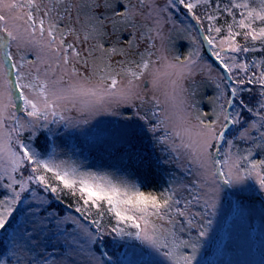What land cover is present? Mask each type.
I'll list each match as a JSON object with an SVG mask.
<instances>
[{
  "label": "snow or ice",
  "instance_id": "snow-or-ice-1",
  "mask_svg": "<svg viewBox=\"0 0 264 264\" xmlns=\"http://www.w3.org/2000/svg\"><path fill=\"white\" fill-rule=\"evenodd\" d=\"M255 2L228 0L223 12L232 16V23L227 24V34L219 45L212 35L213 30L217 34L222 31L214 27L217 17H206L208 35H204L203 40L218 62L221 80L231 81V86H226L217 97L227 95V107L221 105L220 112L214 113L212 119L202 118L207 113L196 115V123H192L188 109L193 106L185 105L178 98L184 91L180 82L192 72L200 57L199 49L190 51L183 60L176 57L177 63H165L163 71L156 65L167 58L159 55L153 60L155 53L145 49L134 67L121 68L129 79L126 86L118 87L120 72L113 69L111 63L100 67L93 60L90 64L94 50L78 46L89 37L86 33L81 41L75 27L71 26V0H49L43 8L38 0H0V181L7 179L0 185L3 189L0 192V231L7 232L15 224L9 257L16 259L17 264H77L75 257L86 251L79 237H86L87 244L102 245L105 249L102 256L111 261L107 249L118 250L129 238L157 252L163 250L165 258L180 264L176 253L169 250L163 240L169 229L155 222L165 220L172 225L179 217L183 218L181 230L187 231L189 236L181 243L192 249L181 259L183 264H193L201 239L209 236L224 186L229 189L224 193L226 198H236L230 202L237 209L243 195L250 191L241 185L253 173L259 189L264 192V159H249L250 149L248 156L224 154V159L215 158L221 142L232 145L233 141L226 138L235 125L247 124L240 138L258 139L261 141L258 147H264V131H261L264 129V71L251 75L245 71L241 78L239 70H247L249 62L246 59L237 62L239 54L256 51L254 47L242 46L237 37L242 35L246 43L260 40L264 44V26L259 31L254 27L257 21L264 25V0H259L258 7L252 6ZM179 3L188 12L196 6L187 0H179ZM61 4L65 5L63 14L59 10ZM216 5L219 11V0ZM106 7L107 4H95L99 10L96 19L101 23L108 20L114 25L116 21L104 15ZM169 7H176L175 0H168V7L160 11L167 12ZM120 8L122 10L112 8L114 17L126 18L132 13L128 5L121 3ZM236 10H240V19L236 18ZM192 15L199 23L200 17ZM66 18L69 24L62 27L61 22ZM69 37L74 38L69 41ZM14 45L18 51L24 49V54L18 58L12 50ZM103 47L101 44L100 48ZM260 50L264 51V46ZM28 52L34 53V59L27 58ZM229 53L231 55H226ZM115 63L122 65L124 61ZM260 66L264 68V61ZM26 67L28 71H24ZM165 77L172 86V92L164 94L165 103L171 102V112L162 107L156 95L145 100V96L136 91L144 87L145 82H150L158 91ZM253 84L259 85L260 99L256 107H250L243 97L245 91H252L248 86ZM216 87L220 89L221 85ZM134 100H139L141 106L150 105L151 118L141 115ZM120 105H131L136 110L125 109L123 113L112 110ZM73 109L81 113V118L65 115ZM245 112L249 114L247 120ZM105 114L117 119L96 120L92 127L80 133L89 149L103 154L97 159L99 167L105 170H93L97 167L95 163L85 168L87 157L75 160L64 153L66 158H59L58 145L52 142L50 146L47 136L42 147L36 145L45 130L52 133V124L63 125L65 129L83 128L95 117ZM161 128L163 134L157 135ZM249 129H256L258 137L250 136ZM25 130H30L28 142L20 138ZM213 147H217V152L211 151ZM75 154L74 151L72 155ZM182 159L199 169V179L184 186L187 197L171 186L174 177L169 166L179 164ZM242 160L247 161V167L240 163ZM209 161L215 170L209 167ZM131 165L138 167L130 170ZM149 177L159 178L168 186H153L144 191L143 181ZM66 192L77 197L74 212L79 215L71 211L61 213L53 207ZM193 205H199L200 210L192 211ZM93 209L98 218L91 220L94 225L91 230L84 227L82 220L88 219ZM105 211L114 219V225L103 224ZM193 229L197 230L195 235ZM87 255L93 264H101L93 253ZM146 256L150 257L151 253L141 248L139 258L121 257L113 264H156L155 260L145 259ZM0 264L5 262L0 261Z\"/></svg>",
  "mask_w": 264,
  "mask_h": 264
},
{
  "label": "rangeland",
  "instance_id": "rangeland-1",
  "mask_svg": "<svg viewBox=\"0 0 264 264\" xmlns=\"http://www.w3.org/2000/svg\"><path fill=\"white\" fill-rule=\"evenodd\" d=\"M87 0H71V4L73 7L71 8V26L75 27L77 33L81 37V41L85 34H88V40L86 42L80 43L78 46L83 47L85 49H91L93 51V57L90 58V64L94 62L99 65L100 60L103 58L104 55V47L103 49L100 48L102 44V37L96 35L90 28V24L87 22L82 13L79 11V6L81 2ZM120 1L121 3L132 7V13L126 18H117L113 16H107L109 20H115V24L109 23L108 20H104V29L106 30V38L109 40V43L115 42L117 44L125 45L123 52H117L111 55L110 62L115 67L117 72H120V76L118 77L120 84L118 87H124L127 85L129 77L121 72V68H128L130 64L135 66V63L131 61L134 59V62H138L141 57L139 52L145 51V49L152 51L155 53L152 59L155 60L156 56L163 55L166 57V60H161L156 65L157 67L161 68L163 71V65L165 63H177L176 57H179L178 51H174L171 48H174V43H170V39L174 36L172 33L174 30L182 28L181 24L176 20L174 17V13H177L179 17L185 21L190 27L188 35H185V39L189 44L191 51H195L197 49H201L202 39L200 37V33L197 29V26L192 21V19L188 16L186 9L181 8V4L179 0H175L176 7L175 8H168L167 12L160 11L165 7H168V0H143V5L141 6V0H92V2L100 3L102 6L104 4H111L113 2ZM49 0H38V3L41 4V8L45 4H47ZM65 5L61 4L59 6V10L61 14H63V7ZM134 6V7H133ZM118 10H122L120 7H117ZM96 15L98 14L99 10L94 7ZM104 10V8H103ZM107 10V9H106ZM158 13V14H157ZM55 15V13H54ZM77 16L79 19L77 20ZM159 21V23H157ZM69 24L67 18L61 22V26L64 27ZM22 30V29H21ZM178 37V36H176ZM74 37H69L68 40L71 41ZM128 38V41L125 39ZM222 39V38H221ZM219 39L217 41L219 45ZM134 42V46H129V41ZM177 43V40H175ZM154 44L155 47H150V45ZM171 48H170V47ZM224 47L226 48L227 45L225 44ZM13 52L16 53L17 58L19 55L24 54V49L21 48L19 51L13 46ZM226 55H231L226 54ZM188 56L185 55V57ZM27 58L29 60L34 59V53L28 52ZM181 60L184 57H180ZM123 60L124 63L122 65L116 64L115 61ZM24 71H28L27 67ZM221 72L216 67H214L208 60L199 57L197 59L196 65L193 66L192 72L190 74H186V78L180 82L181 87L184 89L182 93H180L178 99H182L185 105H192L193 107L189 108L188 111L191 113L190 120L192 123H196L195 116L201 113H207L208 117L214 118V113L220 112L221 105L226 103V95L220 99H218L217 108L213 105L214 94L211 86L216 87L217 84H220V89H217L218 94L221 90H224V86L221 80ZM174 78V77H173ZM95 77H93V81H95ZM150 81V77H149ZM139 84L140 82H136ZM136 91L145 96V100L150 99L152 95H156L162 102V107L167 109L169 112L172 111L171 109V102L165 103V93L172 92V86L170 80L168 78H162L161 86L159 90H154L150 82H145L144 87H139ZM208 93V94H207ZM207 94V95H206ZM207 97H206V96ZM207 103L209 109L206 112L202 110V103ZM134 104L141 109V115H144L145 110L148 106L147 103H144L141 106V102L139 100H134ZM125 109H129L131 111H135L136 109L131 108V105H120L118 108H113L114 111L124 112ZM212 114L209 115V114ZM65 115H70L73 118H81V113L77 112L73 109L69 113H65ZM207 116H203L202 118L207 120ZM117 119V117L110 116V115H102L95 117L91 124L83 126V128H68L63 129V131H57L59 125H53V136L54 142L58 145L57 151L61 153L59 158H66L63 154L67 153L71 156L72 153H78L75 160H83L82 158L87 157L89 163H96L98 161L97 157L103 155L100 152L95 150L89 149L85 144V137H83L80 133L81 131H86L88 128L92 127L96 123V120H111ZM212 119V118H210ZM170 130V128H169ZM30 131V130H29ZM161 133L163 134L164 129H160ZM252 129H249V135L251 136ZM23 132V131H22ZM248 139L247 137H245ZM178 142V141H177ZM150 143V142H149ZM75 146V147H74ZM228 151V149H227ZM157 154H160V146H157ZM228 154H233L228 152ZM235 155V154H233ZM82 157V158H81ZM106 159V157H105ZM138 166L132 165L130 170H135ZM172 170L173 177L171 186L176 189L182 196L187 197V193L184 191V186L190 184L193 181H197L199 179L198 172L199 169L192 165L191 162L187 160H181V162L177 165H170L169 166ZM209 167L212 170H215L212 167L211 161H209ZM165 179H170L169 177L165 176ZM7 179L0 181V185L6 183ZM146 187H143L142 190L148 191L151 187H166L168 185L164 184L163 180L159 178L149 177L148 179L143 181ZM241 187H247L250 189L248 193H245L242 197V204L239 207V211L237 215L231 219L226 227L225 230V242L220 250L216 254V264H263L264 261V202L260 193L262 192L259 189L257 180L255 178V173L253 176L249 178L244 185ZM3 189L0 187V192ZM229 191L227 186H224V189L221 193L220 202L217 208V215L212 217L213 224L211 226L209 236L202 238L201 242L198 246V249L195 253L196 260L200 261L203 253V249L206 247L210 238L215 236L222 228L223 222L233 211V204L230 201H234L236 198H226L224 193ZM183 206V204H181ZM192 211H199V205L191 206ZM74 215V214H73ZM177 222H179L175 218ZM155 222L159 225L164 222L166 228H172L167 221L163 220H155ZM85 228H90L89 224L82 221ZM72 231V229H69ZM92 230V229H91ZM196 230V229H193ZM197 231V230H196ZM81 244L84 245L86 251L84 253H80L79 256L75 257L77 260V264H93V262L89 259L87 253L91 252L96 257H99L101 260V264H112L109 260L104 258L102 255L96 252L94 249V244L89 245L86 242V237H79ZM189 237L186 239L188 240ZM13 247V246H12ZM131 254V258L133 260L139 258L140 250L136 247H130L128 249ZM176 255L183 256L184 254H190L192 252L191 248L184 247V245L179 242L177 247L172 249ZM135 253V255H134ZM151 256L144 257L145 259H152L156 261V264H174V261L169 260L163 256V251L157 252L155 249L150 248ZM59 258V257H57ZM16 261L17 260L13 258Z\"/></svg>",
  "mask_w": 264,
  "mask_h": 264
},
{
  "label": "trees",
  "instance_id": "trees-1",
  "mask_svg": "<svg viewBox=\"0 0 264 264\" xmlns=\"http://www.w3.org/2000/svg\"><path fill=\"white\" fill-rule=\"evenodd\" d=\"M187 2H191L194 5H196L193 8L192 12H188L187 10L186 11L188 13V16L192 19V21L197 26V29L200 33V37L202 39L201 49H200V57L208 60L214 67H216L218 69V62L211 55V47L207 44L206 41L203 40V36L208 35L206 29L209 25V21L207 20L206 17L209 15L217 17V19L215 21H213L214 27H220L222 29L220 34H217L214 30L212 32V35L217 38V41L219 39L223 38L227 34V31H226L227 24L232 23V16L223 12V8L225 7V5L228 4V0H219V5H220L219 11H217L216 0H187ZM238 2H240V0H238ZM95 4L96 3L92 2V0H87V1L81 2L80 6H79V11H80V13L83 14V16L86 19H88L87 22L90 24V28L92 29L93 27H95L96 30L94 32L96 33V35L103 36L101 41H102V44L104 46V52L105 53L103 55V58L99 62L100 67H103V66L111 63L110 62L111 55H113L114 53H117V52L118 53L123 52L125 45L117 44L114 41L109 43V40H107V38H106V30L103 27L104 23L103 22L101 23L100 21H97V19H96L97 15H96V12L94 10ZM107 5H108V7L104 8V10H103L104 15L111 17L112 8L113 7H116V8L120 7L121 2L117 1V2H113L111 4H107ZM180 6L183 9V6L182 5H180ZM252 6L258 7L259 6V0H256V2L252 4ZM239 11L240 10H236V12H237L236 18L237 19L241 18L238 14ZM192 13H195L196 16L200 17L199 23H197V21L193 18ZM174 17L181 24L182 28L174 30V32L172 33L174 36L170 39V42L168 45H170V43L173 42L175 47L174 48H171L170 46L169 47L174 51H178L179 57H185V55L189 54V52L191 51V48H190L189 44L187 43V40L185 39V35L186 36L188 35L190 26L185 21H183L177 13H174ZM117 18L118 17H116V19ZM262 26H264V25H261L259 21L255 22V24H254V27H256L257 31H259V28ZM233 30L234 31H240V29H238V28H234ZM176 36H178V37H176ZM125 40L128 41V38ZM175 40H177V43L175 42ZM237 40L242 46H246V47H250V48L254 47L256 49V51L239 54V57L237 60L238 63L242 60H245V59L247 60V62H249V68L247 70H244V69L239 70L240 77L244 78L245 71L248 73V75H251L253 72H256L257 74H259L261 71H264V68H262L260 66L261 61H264V51L260 50L262 48V46H264V44H262V41H260V40H256V41L249 40L246 43L244 41L242 35L237 37ZM130 42L131 43L128 45L133 47L135 45L134 42L132 40ZM112 48H115V51H110V49H112ZM141 52H143V51H141ZM141 52H139V54ZM131 61H133V63H134V59H131ZM111 66L113 69H115V67L112 65V63H111ZM130 67H134V65L130 64ZM236 71L237 70L234 69V72H236ZM222 83H223L224 89L226 88V86L227 87L231 86V81H222ZM248 87H251L252 91L251 92L245 91L243 93V97H244L245 101L249 103L250 107H256L257 101L260 99L259 85L253 84V85H249ZM211 88H212L213 94H214V99L212 102H213V105L215 106V108H217V103H218L217 97L219 96V94H218L216 87L211 86ZM226 99H227V95H226ZM202 104H203L202 110H204L206 112L205 107H207V110H208L209 106L207 103H204V102ZM225 107H227L226 103H225ZM212 114H209V115L212 116ZM144 115H147L149 118H151L152 112H151L150 106L147 107ZM244 116H245V119L247 120L249 117V114L247 112H245ZM210 118H213V117L207 116V120ZM252 118L258 119L257 117H252ZM53 125L54 124L50 125L51 129H53ZM247 126H248L247 124L232 126L233 132L230 136H228L226 138V139H231L233 141L232 145L229 146L227 143L221 142V145L219 146V152H217V147H213V149H211V151L217 152V155L215 157L216 159H224V154H228V152L233 153L235 155L238 154L241 156H248V150L249 149L251 150V156L249 157V159H252V160L264 159V147H258V145L261 144V141H259L258 139L254 141L252 139L240 138V132L244 128H247ZM63 129H64L63 125H59L57 131L58 132L63 131ZM261 131H264V129H261ZM160 133H161V131L158 130L157 135H160ZM29 135H30V131L25 130V131L21 132L20 138L24 139L25 142H28L27 138L29 137ZM45 136L48 137V143L50 146H51L52 142H54L53 132L51 134H49L45 130L44 133L39 135L38 139L36 140V145L38 147H42L43 144L45 143ZM251 136L252 137H258V133H257L256 129H252ZM227 149H228V151H227ZM77 155H78V153H76L75 155H72V157L75 159L77 157ZM82 159H84V158H82ZM240 163L243 166L247 167V161L246 160H242ZM95 164L97 165V167L93 168V170H105V169L99 167V160ZM91 165H93V164L89 163V161L87 159V163L84 164V167L87 168ZM131 167H132V165L130 166V168ZM260 195H261L262 200L264 202V192H261ZM77 203H78L77 197L66 192V193L62 194L60 202L54 203L53 207L56 208L57 211H59L61 213L67 214L69 211H71L72 214L79 215V214L74 212V209L77 206ZM66 206H71V207L69 208ZM102 210H104V209L102 208ZM238 211H239V208L238 209L236 207L233 208L232 213L228 217H226V219L224 220L221 230L215 236L210 238L206 247L203 249L201 260L200 261L195 260L193 262V264H216V254L218 252H220V250H221V248L225 242L226 237H225L224 233H225L226 227H227L229 221L237 215ZM97 218H98V215L96 213V210L93 209L92 213L88 217V219L82 220V221L88 223L90 228L92 230H94V225L91 224V220L97 219ZM177 220L179 222L172 224V226H171L172 228H170V229L166 228V229H169V232L165 233V236L163 238L164 242H166L169 245V250H172L174 247H177L179 242L184 241L189 237L187 231L181 230L183 218L178 217ZM163 221H165V220H163ZM103 224H105V225H114L115 224L114 219L106 211H105V215H104V219H103ZM159 225L165 226L164 222H162ZM14 227H15V224H13V226L10 227L7 232L0 231V261H4L5 264H15L16 263V261L13 260L12 257H9L7 255L8 251L12 250V246H13L12 245V232H13ZM192 231H193V235H195L196 230H192ZM123 243L125 246L120 247L118 250L113 249V248L107 249L109 252V255L112 256V260L110 261L112 264H113V261H117L121 257H123L124 259H132L130 251L128 250L130 248V247H128V245H134V247H136L139 250L141 248H145L147 250V252H150V248H148L146 245H142L140 241H134L132 239L126 238ZM94 249L100 255H102V252L105 251V249L102 245L98 247L97 245L94 244ZM125 254H127V255H125ZM176 256L180 260V264H183L182 259H181L182 256H178V255H176ZM263 264H264V261H263Z\"/></svg>",
  "mask_w": 264,
  "mask_h": 264
}]
</instances>
